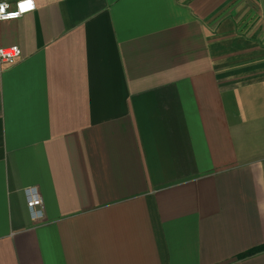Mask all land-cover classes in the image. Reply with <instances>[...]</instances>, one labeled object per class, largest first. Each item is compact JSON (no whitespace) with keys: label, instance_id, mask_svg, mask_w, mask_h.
<instances>
[{"label":"crops","instance_id":"crops-1","mask_svg":"<svg viewBox=\"0 0 264 264\" xmlns=\"http://www.w3.org/2000/svg\"><path fill=\"white\" fill-rule=\"evenodd\" d=\"M34 1L0 21V264H264L238 258L264 245V0Z\"/></svg>","mask_w":264,"mask_h":264},{"label":"built area","instance_id":"built-area-1","mask_svg":"<svg viewBox=\"0 0 264 264\" xmlns=\"http://www.w3.org/2000/svg\"><path fill=\"white\" fill-rule=\"evenodd\" d=\"M0 21L17 20L24 15L36 10V3L34 0H0ZM22 56V49L20 46L14 45L10 47L0 48V61L4 64H10ZM30 206H42L41 198L32 200Z\"/></svg>","mask_w":264,"mask_h":264},{"label":"trees","instance_id":"trees-1","mask_svg":"<svg viewBox=\"0 0 264 264\" xmlns=\"http://www.w3.org/2000/svg\"><path fill=\"white\" fill-rule=\"evenodd\" d=\"M264 251V245L262 246H258V247H254V248H251L241 254L238 255V258L239 259H245V258H249V257H252L260 252H263Z\"/></svg>","mask_w":264,"mask_h":264},{"label":"snow or ice","instance_id":"snow-or-ice-1","mask_svg":"<svg viewBox=\"0 0 264 264\" xmlns=\"http://www.w3.org/2000/svg\"><path fill=\"white\" fill-rule=\"evenodd\" d=\"M0 11H3V8L2 7H0Z\"/></svg>","mask_w":264,"mask_h":264}]
</instances>
